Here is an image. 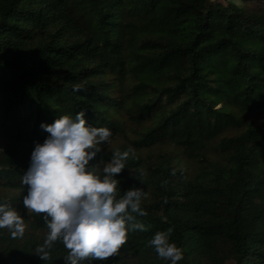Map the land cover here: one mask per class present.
Segmentation results:
<instances>
[{"label":"trees","instance_id":"1","mask_svg":"<svg viewBox=\"0 0 264 264\" xmlns=\"http://www.w3.org/2000/svg\"><path fill=\"white\" fill-rule=\"evenodd\" d=\"M83 110L111 130L94 161L128 151L117 198L143 189L145 231L93 264H169L148 245L172 228L178 264H264V0H0V264L42 261V213L25 209L41 122ZM82 264H88L87 260Z\"/></svg>","mask_w":264,"mask_h":264},{"label":"clouds","instance_id":"2","mask_svg":"<svg viewBox=\"0 0 264 264\" xmlns=\"http://www.w3.org/2000/svg\"><path fill=\"white\" fill-rule=\"evenodd\" d=\"M47 133L43 142H35L26 170L20 176L25 186L22 204L25 209L42 213L47 235L34 254L42 261L49 249L60 241L67 249L65 264L105 262L128 240V232L145 231L142 223H131L145 215L140 207L143 189L132 187L117 198L120 181L117 175L125 167L128 151H114L110 159L102 157L101 145L110 142L112 132L88 123L83 110L75 116L57 115L51 123L41 122ZM0 229L15 237L23 235L25 221L7 202H0ZM172 228L155 232L148 240L156 255L178 264L183 251L170 241Z\"/></svg>","mask_w":264,"mask_h":264},{"label":"rangeland","instance_id":"3","mask_svg":"<svg viewBox=\"0 0 264 264\" xmlns=\"http://www.w3.org/2000/svg\"><path fill=\"white\" fill-rule=\"evenodd\" d=\"M212 1H216V0H212ZM117 143L116 142H109V143H107V145L106 146H110V145H116ZM259 240H262V241H264V235H261V236H259ZM226 264H231L230 262H227Z\"/></svg>","mask_w":264,"mask_h":264}]
</instances>
